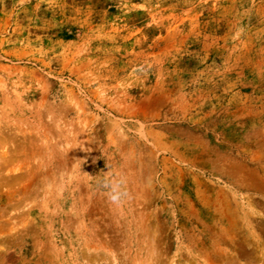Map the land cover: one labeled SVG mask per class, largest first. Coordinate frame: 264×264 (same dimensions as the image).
I'll return each instance as SVG.
<instances>
[{
	"label": "rangeland",
	"instance_id": "obj_1",
	"mask_svg": "<svg viewBox=\"0 0 264 264\" xmlns=\"http://www.w3.org/2000/svg\"><path fill=\"white\" fill-rule=\"evenodd\" d=\"M0 264H264V0H0Z\"/></svg>",
	"mask_w": 264,
	"mask_h": 264
},
{
	"label": "clouds",
	"instance_id": "obj_2",
	"mask_svg": "<svg viewBox=\"0 0 264 264\" xmlns=\"http://www.w3.org/2000/svg\"><path fill=\"white\" fill-rule=\"evenodd\" d=\"M242 31V29L238 30L237 35H240ZM104 173V175H96V184L103 191L110 204L117 207L122 206L129 197V192L125 187V178L109 171Z\"/></svg>",
	"mask_w": 264,
	"mask_h": 264
}]
</instances>
